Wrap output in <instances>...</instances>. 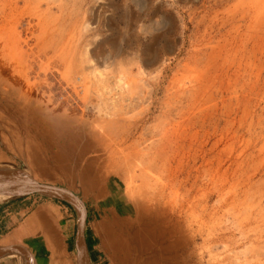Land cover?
I'll use <instances>...</instances> for the list:
<instances>
[{
  "label": "rangeland",
  "instance_id": "rangeland-1",
  "mask_svg": "<svg viewBox=\"0 0 264 264\" xmlns=\"http://www.w3.org/2000/svg\"><path fill=\"white\" fill-rule=\"evenodd\" d=\"M60 1L13 0L17 3L19 11H22L18 25L10 27L16 31V37L10 34V47L17 46L22 60L18 80L26 78L30 87H35L34 90L31 89L30 98L25 99L20 97L16 90H3L6 86L3 88L0 82V165L17 167L40 183L66 189L84 204L85 241L89 264H147L156 256L159 258L152 264H173L170 261L171 255L160 252L158 248L150 249V252L142 256L140 252L139 255L135 251L115 253L109 249L103 236L109 225V215L114 208L97 195L98 186L92 179L102 168H107L109 174L118 171L121 176V191L118 195L126 201L127 198L123 194V175L127 166H132L131 171L136 176L144 172L153 177L160 174V177L164 178L160 183L164 185L168 184L165 180L168 168L169 174H172L170 180L174 182L169 184L178 188L176 183L187 176L194 162L196 167H200L211 159L213 164L210 161V165L215 166L220 160L224 162L225 168L228 160L236 155L244 152V156L259 154L258 149H264V0ZM34 12L35 16L32 15ZM39 15L41 21L43 20L42 26L46 27L45 49L42 28L36 26ZM132 15L136 21L129 23ZM29 23L33 25L30 29L32 32H28ZM71 24L75 25V28L71 27ZM71 28L74 31H70ZM51 31L53 32L50 35ZM126 31H130L129 34ZM209 40L211 45H207ZM55 47L66 49L64 58L67 57L65 61L68 64L59 58L60 48L57 54L53 53ZM210 47L217 50L218 55L212 60V63H215L211 69L217 73L220 81L218 80L216 87L209 88L203 98L204 102L200 99L204 106L191 111L190 106H185L187 98L181 88L182 77L175 78L174 75L185 64L189 63L191 68L199 59L205 63L212 51ZM40 48L46 53L40 55ZM138 48L150 51L153 49L160 55L163 66L160 72L158 70L159 73L155 68L161 63L146 69L139 63L141 57ZM119 51L122 54L116 57ZM1 53L0 43V62ZM85 53L90 59L88 64L84 65L86 79L74 85L73 78L78 76L73 71L81 61L78 57ZM68 61H73L74 66ZM203 64L199 67L200 70ZM142 71L148 77H145V83L141 84ZM120 72L123 73L121 76L118 74ZM98 73L102 74V79L97 77ZM184 75L186 79L189 74ZM118 76L124 78L125 85H118ZM73 86H77L76 93ZM252 87L253 90H250ZM191 112H194L193 115ZM200 112L205 114L206 119L201 116L196 122L194 114L199 116ZM99 124L104 126L101 133L94 128ZM215 129L219 133L213 132ZM164 131H168V134L163 135ZM167 138L171 140L169 148L171 146L172 151L165 150L166 154H162L163 148L156 151L163 140L166 141L163 145L168 144ZM217 138L222 139V144L217 146L215 152V149L213 150L214 155L209 152L204 164L200 159V164L197 163L195 158L204 156V152H208ZM172 142L174 144L171 145ZM53 143L73 145V154L67 156V164H64V161L54 164L48 161V148ZM53 151L57 149L54 148ZM242 160L243 158L240 161ZM257 162L249 160L243 168L245 169L247 164L256 165ZM163 165L166 167L163 168ZM133 184L138 187L139 179L133 181ZM169 194L167 190L164 191L163 196L167 198L165 201H173L177 195ZM55 202L57 201L33 196L14 203V208L21 210V214L13 227L8 229L6 224V247L23 248L22 251L34 264H76L77 214L70 206L71 210ZM126 213L129 211L126 210ZM32 220H35L33 224ZM22 260L24 258L19 256L18 260H8V257H5L0 259V264H22ZM27 263L25 259L23 264Z\"/></svg>",
  "mask_w": 264,
  "mask_h": 264
},
{
  "label": "bare ground",
  "instance_id": "bare-ground-1",
  "mask_svg": "<svg viewBox=\"0 0 264 264\" xmlns=\"http://www.w3.org/2000/svg\"><path fill=\"white\" fill-rule=\"evenodd\" d=\"M52 3H54V2H52ZM60 3H61V1H60ZM26 4L27 3H25V5ZM85 5H84V7H85ZM35 9H37V8H35ZM246 9H248V8H246ZM28 10H30V9H28ZM58 10L60 11V9H58ZM21 12L19 11L17 3L13 2V0H1V4H0V23H1L0 39H1V42L0 43H1L2 53H1V62H0V75H1L0 82H1V85H3V88H4V86H6L3 90H9V88L11 90H16L21 95L20 97L23 96L26 99V98H30L29 95L32 94L31 89H33V87H35V86L32 83L33 87L31 88L30 83H29L28 79H26V78L21 79V81L18 80V77H19L18 74L20 72L19 66L22 62V60L20 58L21 55L18 52L19 50L17 49V46L14 45L15 48L10 47V34H14V36L16 37L15 29L10 28V27L18 25V20L20 18ZM35 13L36 12H34V14H32V15L35 16ZM129 16H131V15H129ZM37 20H38V23L36 26L37 27L41 26V28H42L41 29V31H42V33H41L42 34V42L44 43V49H45V47H47L46 46L47 33L45 32L46 27L42 26L43 20L41 21L40 15H39ZM135 21L136 20L133 19V15H132V17L129 18L128 22L134 23ZM70 22H71V20H70ZM75 23L76 22H74V24ZM77 24H78V22H77ZM51 25H53V24H51ZM79 25H80V23H79ZM32 26L33 25L31 23H29V25L27 26V27H29L28 32H32L30 30L33 28ZM72 26L73 25L71 24V27ZM73 28H75V25L73 26ZM73 28H71L70 31ZM53 31H54V29H53ZM53 31L49 32L50 35ZM65 31H66V29H65ZM73 31H74V29H73ZM80 32H81V30H80ZM129 32H127V33L129 34ZM59 34H60V31H59ZM72 34H74V33H72ZM79 37H78V39H79ZM83 38L84 37H82V39ZM159 39H157V40H159ZM38 40H40V39H38ZM72 40H75V39L72 38ZM257 40H258V38H257ZM30 41H32V39ZM211 44H212L211 40H209L207 42V45H211ZM240 44H241V42H240ZM52 45H54V43H52ZM152 46H154V44ZM73 47H75V46H73ZM59 48H60L59 58L62 59L61 60L62 62L67 63V61H65L67 59V57H66V59L64 58L65 57L64 52L66 51V49L64 47H59ZM59 48L55 47L53 50V53L57 54L56 52ZM69 48L71 49V46ZM262 48H264V47H262ZM262 48H260V49H262ZM141 49L142 48H138V50H137L140 53L139 56L141 57V60H139V63L145 69L161 63L160 55L158 53H155L154 52L155 50L152 49L150 51L147 49H144V50H141ZM210 49L212 51L208 54L205 63L203 62L204 64L202 63V60L199 59L198 61H196L194 63V67L190 68V66H189L190 64L188 63V64L183 65L182 69L180 68V70L177 71L176 74L174 73L175 78L179 77V76L182 77L181 88L185 92L184 97L187 98L186 99L187 103L185 106H186V108L190 106L191 111H194V109H196L197 107H203L204 105L200 99L201 98L203 99L206 97V95L209 91V88H212V87L214 88L219 83L218 80L220 78L218 77V75H216L217 73H215L214 70L212 71V69H211L212 64L215 63V62L212 63L213 62L212 60H214L215 59L214 57H216V55H218L216 53L217 50H215V48L213 49L211 47H210ZM219 49H221V46H219ZM11 53H13V57H11ZM39 53L41 55V54L46 53V51L42 50V48H40ZM232 53H233V51H232ZM121 54L122 53H120V51H119V53L116 54V57H118ZM235 54H237V52ZM72 55H74V54H72ZM242 55H243V53H242ZM44 56L46 57V55H44ZM228 56H230V55H228ZM75 58H76V55H75ZM79 58H81V61H79L80 63L75 67L76 69L73 71V73L76 76H78L75 79L73 78L72 83L74 85H78L84 79H86L84 65L87 62H89V60H90L86 53L81 55V57H78V59ZM218 60H220V59H218ZM68 62H70L71 65L74 66L73 61H68ZM66 63H65V65H66ZM202 64H203V67L200 70L199 67ZM221 64L223 65V63H221ZM73 66L71 67L72 69H73ZM162 66H163V64L161 63L160 66L155 68V71L158 72V70H159V72H160V69ZM226 66H228V63ZM237 66H239V64ZM239 68H240V66H239ZM210 69H211L212 74H210ZM100 70H102V69H100ZM186 73H188L189 75L186 76V79H185L184 74H186ZM118 74L120 75L123 73L120 72ZM227 74H228V72H227ZM140 75H142V78L140 79L141 84H142V82L145 83L144 78L148 77V75L145 76L144 71L140 72ZM101 76H102V74L98 73L97 77L101 78ZM120 76H118V78H117L118 85H121V84L125 85L124 83L126 81L124 82V78H122ZM236 80H237V78H236ZM43 81H45V78L43 79ZM85 82H86V80H85ZM173 82H175V81H173ZM235 82L237 83V81H235ZM88 83H89V81H88ZM90 84L91 83H89V85ZM221 84L223 85L222 82H221ZM230 84L232 85L231 82H230ZM140 87L143 88L145 86H140ZM24 88H25V90H24ZM73 89H74V92L76 93L77 86H73ZM251 89L253 90V87L250 88V90ZM6 92H8V91H6ZM249 93H252V92H249ZM247 94H248V92H247ZM176 99H177V97H176ZM203 102H204V99H203ZM233 106H234V104H233ZM205 108H207V107H205ZM205 108H203V109H205ZM217 109H219V107ZM191 113L193 115L194 112H191ZM195 115H196V118H195L196 122L198 121L199 117H201V116L205 118V114H203V112H200L199 116L197 115V113H195L194 116ZM220 121H221V119H220ZM234 121H235V119H234ZM192 124H194V123L192 122ZM235 125L236 124H234V126ZM189 126H190V124H189ZM103 127L104 126L102 124L94 126V128L97 129L100 133L102 132L101 130H104ZM234 130H236V129H234ZM216 131L217 130L215 129V131H213V132H216ZM229 133L232 134V132H229ZM166 134H168V131H166L163 135H166ZM195 136H196V134H195ZM170 137H169V139H170ZM191 137H193V136H191ZM230 138H228V139L230 140ZM163 139L166 140V138H163ZM169 139L167 138L168 144H164V145H163V143H166V141L163 140V143H162V141L160 140L162 144H161V146L158 145L156 151L161 150L159 148H163L162 154L164 153L165 150H169V152H170L172 147L170 146V148H169L170 141H171V140L169 141ZM173 140H175V139H173ZM231 140H232V138H231ZM255 141H257V140H255ZM174 142H176V140ZM186 142H187V139H186ZM221 142H222V139L216 140L215 143L211 142L214 144L211 145L212 147L210 149H208V152H204V156H201V158L200 157L195 158V160H197V163L200 162L198 160V159H200L201 161H203L202 164H204V162L207 159L206 157L208 156L207 153L210 152V154H211L214 149H215L214 150V152H215L217 146ZM225 142H223V143H225ZM234 142H236V141L234 140ZM258 142H260V141L258 140ZM74 143H77V141H74ZM172 144H174V143L172 142L171 145ZM190 144H191V142H190ZM240 144L242 145V142H240ZM181 145H182V143H181ZM54 148H56L57 151L54 152L53 151ZM73 148L74 147H73V145H71V143H70V145H66V146L64 144L59 145V143H53L52 145L49 146L46 157L50 163L54 164L57 162H63L64 161V164H67V160H68L67 156L70 157V154L71 155L73 154L71 152V149L73 150ZM181 148H184V147H181ZM244 149H246V147ZM247 149H248V147H247ZM259 149H258V151H260L259 154L251 153L250 155L244 156V154H245V152H244V154L236 155V157L231 158L229 160L227 158L228 163H226L227 166L225 168L223 167V166H225L224 162H222L220 160H219V162H217V164L215 166H211L213 164L211 159H209V161L205 162V163H207L206 165H202V166L199 165L200 167H196V163L194 162V164L192 166H190V171L188 174H186L187 176L181 181H179L180 180L179 179L178 180L179 184L176 183V186L178 188H176L174 185L171 186L169 184L173 181L170 180V176L172 174H169L168 168L166 169V171L168 172V173L166 172L168 174V176L167 177L165 176V180L168 182V184L164 185L163 183L162 184L160 183V180H164L163 177H160V174L158 177H153V175H151L150 173H149V175H151V176H149L146 172H144V173L141 172L143 174L136 176L131 171V169H133V168H131L132 166L131 167L127 166L126 171L123 175V177H124L123 178V184L124 185L123 184L122 185L124 186V193L123 194H125V197L127 198L128 202H127V200L124 201L123 198L120 195H118V193L121 191V186H119L120 185L119 182L121 181V176L118 174V171H113L111 174H109L110 171L107 168L99 169L96 172L97 173L96 177H94L92 179L94 181V183H97V186H98V188L96 189L97 195L104 198L109 203V205L113 206V208H114L112 213L109 215V217H110L109 225H108V228H106L105 234L103 236L104 241L106 242L107 246L109 247V249L114 250L115 253L117 251H123L126 253H127V251H128V253L130 251H135L138 255L140 252V256H142L144 253L147 254L148 252H150V249L158 248V250L160 252H164V253L171 255L170 261L173 264H191V263L192 264H264V151H263L264 149L263 148H261L263 150H261V149L259 150ZM231 152H233V150ZM231 152L229 155H231V157H232L233 154H231ZM236 152H237V149H236ZM236 152H235V154H236ZM179 153H180V151H179ZM153 154H155V153H153ZM164 154H166V153H164ZM199 154H201V153H199ZM213 155L214 154L212 153V156ZM193 156H195V155H193ZM242 158H243V160L240 161ZM213 160H215V159H213ZM249 160H251V161L257 160L258 162L255 163L256 165H252V166H250V164H247L246 165L247 168L245 167V169H244L243 165L246 162H248ZM210 161L212 162V164L210 163ZM8 166L9 165H7V164H1L0 165V167H3V168H8ZM68 166H70V164ZM140 166H139V168H140ZM165 167H166V165H163V168H165ZM182 169L184 170L183 167H182ZM185 169H186V167H185ZM66 170L69 171L67 168H66ZM177 170H179V169L177 168ZM192 170H194L193 171L194 173L191 176ZM179 177H181V176H179ZM136 178L139 179V181H140V185L138 187L136 185H134L135 183L133 184V181L135 182V180H137ZM191 178H193V179L190 180ZM124 181H125V183H124ZM165 190L170 192L171 196H172V194L175 195L178 192L179 193L181 192V193L180 194L178 193L173 201H167V200L165 201V199H167V198H164V196H163ZM174 190H176V191H174ZM11 196L15 197L16 194L12 193ZM12 197H9V198H12ZM2 198L3 197H0V201H2ZM126 210L129 211V213L125 214ZM136 225H137V227H136ZM152 258L153 259H151V261H149L147 264H152L153 262H157V259L159 258V256L152 257Z\"/></svg>",
  "mask_w": 264,
  "mask_h": 264
},
{
  "label": "water",
  "instance_id": "water-1",
  "mask_svg": "<svg viewBox=\"0 0 264 264\" xmlns=\"http://www.w3.org/2000/svg\"><path fill=\"white\" fill-rule=\"evenodd\" d=\"M14 193L13 199H21L28 196H40L41 198L57 201L70 206L77 214L78 227L75 238L76 264H89L88 252L85 241L86 209L84 204L70 191L61 187L43 184L31 177L26 171L14 166L0 167V197L9 199ZM80 210V211H79ZM23 248L15 246H0V259L10 256L23 257L22 264L27 260ZM24 250V249H23Z\"/></svg>",
  "mask_w": 264,
  "mask_h": 264
},
{
  "label": "crops",
  "instance_id": "crops-1",
  "mask_svg": "<svg viewBox=\"0 0 264 264\" xmlns=\"http://www.w3.org/2000/svg\"><path fill=\"white\" fill-rule=\"evenodd\" d=\"M13 198L14 197L9 198L7 201L0 202V246L6 247L8 245V244H5V241H4L5 237H7L8 235V234H5V228L7 225H8V229L13 227V225L15 224V221L21 214V210L14 208V203H11L13 202V200H16ZM33 221L35 220H32L31 223ZM11 258H15L18 260V256H10L8 257V260H10ZM28 260L29 261L27 264H34L33 260H30V259Z\"/></svg>",
  "mask_w": 264,
  "mask_h": 264
},
{
  "label": "trees",
  "instance_id": "trees-1",
  "mask_svg": "<svg viewBox=\"0 0 264 264\" xmlns=\"http://www.w3.org/2000/svg\"><path fill=\"white\" fill-rule=\"evenodd\" d=\"M34 196H36V195H34ZM29 197H33V196L23 197V198H21V199H17V200H15V201H13V202H11V203H17V202L22 201V200H25V199H27V198H29ZM37 197H38V196H37ZM11 203H10V204H11ZM55 203L60 204V205H63V206H65L66 208H68V209L71 210V208H70L68 205L64 204V203H58V202H55Z\"/></svg>",
  "mask_w": 264,
  "mask_h": 264
}]
</instances>
